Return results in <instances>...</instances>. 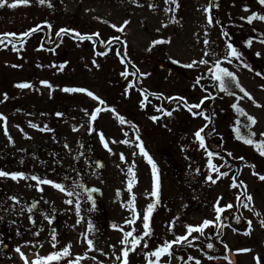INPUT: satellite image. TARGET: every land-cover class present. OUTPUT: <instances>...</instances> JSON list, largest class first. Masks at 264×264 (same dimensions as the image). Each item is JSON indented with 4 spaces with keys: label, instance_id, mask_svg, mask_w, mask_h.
I'll use <instances>...</instances> for the list:
<instances>
[{
    "label": "rangeland",
    "instance_id": "rangeland-1",
    "mask_svg": "<svg viewBox=\"0 0 264 264\" xmlns=\"http://www.w3.org/2000/svg\"><path fill=\"white\" fill-rule=\"evenodd\" d=\"M250 1L258 4L260 14L264 15V4L259 3V0ZM8 2L11 3L12 0ZM177 3L179 7L172 0H138V3L134 0H46L44 4H40L39 0H30L29 4L15 8L0 7V33L20 34L40 25V29L33 32V41L26 46L15 45L18 51L13 50L11 44L16 41L20 43L27 37L9 36L5 39L12 43L9 44L6 40L0 46V113L7 117V135L4 121L0 119V169L52 179L64 184L68 190L75 188L79 193V216L75 212L76 197H71L74 201L71 205L73 218L75 216L85 224L86 233L94 240L95 248L89 249L86 245L82 255L73 250L68 260H77L78 264H120L117 257L113 256L114 253L122 255L120 250L124 247L120 243L123 233L119 228L129 231L134 227V235L141 234L144 231L142 217L147 205L151 203L154 204L149 218L152 235L142 240L135 252L129 253V264H148V260L155 257H148L145 253L153 251L166 240L172 241L186 235L188 224L198 225L205 219L215 220L216 223L208 226L203 233H193L199 239L193 240L192 236H188L191 243L181 241L173 245L172 255H163L160 264L167 261L170 264H181L184 251L188 255L184 264H196L197 260L200 264H216L197 247H190L191 244L206 246L210 237L234 252L235 264H257V257L264 264V225L260 223L264 220V180L259 179L257 172L251 167H244L240 160L238 163L232 160L228 155L229 150L223 149L222 140L226 138V130L232 137H236L234 126L229 122L231 114L223 122L217 123L212 108H206L208 104L205 101L198 111L211 117V123L198 116H191L185 121L182 118L183 109L186 108L184 103H170L166 109L179 121L178 129V122L174 125L172 120L166 119L157 109L155 114L145 111L148 106L156 105V100L144 107L141 104V94L134 87L128 88L129 81L140 86L146 83L148 92L151 93L150 82L154 81V77H160L174 87L173 91L170 86L161 88L165 94H178L179 97L186 98L189 104L200 99V93L195 92L191 77L207 71L213 66L215 59L223 57L226 41L212 10L213 23L208 24V13L204 9L210 4V0H177ZM150 4L155 7H149ZM125 20L129 23L124 26L123 31L111 27L112 24L122 26ZM255 20L264 32V21L258 18ZM45 21L52 27L49 28ZM61 28L74 29L88 35L99 33L97 37L103 41L113 37L114 41H118L121 56L124 51L127 52L124 62L129 70L120 64L121 60L112 51L116 47L110 45L113 41L107 43V46H111V50L108 46L110 52L107 57L100 59L99 55L95 56L92 52L91 40L74 38L75 33L57 36L56 33ZM205 38L209 40L208 47L216 56H203ZM161 39L165 42L152 44V41ZM50 43L53 44V49H50ZM249 48L254 56L256 52L261 53L256 58L264 67V45L253 42ZM202 57L210 63L185 67ZM160 59L168 63L164 70L156 66ZM93 60L99 67L93 64ZM222 64L236 74L240 85L256 101L253 103L247 97L240 99L244 94L238 90L239 94L228 97V103L238 101L248 114L254 116L257 123L252 126V131L257 135L253 139H264V136H260V133H264V78L238 68L233 62L229 64L222 61ZM125 71L129 73L127 77L121 75ZM140 73L146 75L142 76ZM173 75L181 77L177 80ZM44 80L49 81L53 87L41 84ZM24 82L31 87H17ZM64 88L88 89L99 96L104 104L87 93L66 92ZM124 88L128 91H123ZM5 93L7 100H4ZM97 107L103 110L97 113V118L91 125L94 130L89 133V114ZM85 110H88L87 113ZM58 112L63 115L57 116ZM117 114L124 117V123L120 122ZM153 116L158 119L154 121L151 119ZM232 116L234 125L239 119L240 131L247 135L249 129L244 125L250 122L243 121L241 116L236 118L233 113ZM30 121L40 128L32 127ZM204 121L208 127L202 135L211 133L205 136L209 137L207 151L219 152L220 155L213 156L212 161L220 171L228 172V176L220 177L216 183L207 180L209 174L215 177L217 173L208 168L207 151L200 150L199 141L194 136ZM45 126L51 131L41 130ZM101 132L109 141L111 152L103 147ZM137 135L140 140L136 139ZM113 140H128L130 143H114ZM140 141H143L144 148L157 165L158 200L151 195L155 184L152 166L139 150ZM65 144L69 147L66 148ZM247 146L260 155L253 145ZM121 153L126 160L120 159ZM260 156L264 160V156ZM181 157L182 165L177 167L176 160ZM184 157L186 161L183 160ZM97 159L103 163L101 168L94 165ZM130 166L135 174L131 192L128 190ZM259 174L264 175V172ZM233 176L236 177V187L232 186ZM78 179L87 186L102 190L101 197L97 198V209L90 208L85 198L80 196L82 192L76 187ZM240 181L244 182L243 185ZM35 185L36 181L31 179L0 177V196L26 194L40 200L41 204H48V200L54 199L50 195H60L57 198L64 199L63 203L70 198L53 186L41 185L43 191H40ZM245 186L247 194L252 197L251 201H246L241 195L245 192ZM133 195L140 218L134 225H129L124 221L132 219L133 213L126 204ZM217 201L220 207L233 205L220 213L219 220H216L215 211ZM244 203L249 206L244 207ZM26 208L29 207H25V211ZM41 210V207L36 209L40 217ZM27 213L30 214L29 211ZM28 214L26 216L29 218ZM236 214L240 217L239 220L235 217ZM17 215L8 216V220L3 225L0 224L3 235L6 236L5 231L10 230L12 237L7 250L0 243V264H22L21 256L15 251L18 246L22 248L23 244L17 238ZM227 216H230V220ZM249 220L251 227L248 225ZM89 221L94 225L95 230L92 232L88 230ZM113 223L119 225V228L113 229ZM234 226L238 228L235 230ZM77 229L80 230L81 227ZM101 232L104 236L100 239L98 236ZM34 234L26 237V245L33 251L29 252L30 258L52 253L49 247L41 251L37 249L33 241ZM131 239L129 237V241ZM29 241L33 243H27ZM145 243L147 247H144ZM128 246L131 247L130 244ZM243 249L249 251H238Z\"/></svg>",
    "mask_w": 264,
    "mask_h": 264
},
{
    "label": "snow or ice",
    "instance_id": "snow-or-ice-1",
    "mask_svg": "<svg viewBox=\"0 0 264 264\" xmlns=\"http://www.w3.org/2000/svg\"><path fill=\"white\" fill-rule=\"evenodd\" d=\"M46 2V0H39L40 4H44ZM134 2L138 3V0H134ZM167 2V0H166ZM30 3V0H12L11 3L8 2V0H0V7H11V8H15L18 5H27ZM173 4H176L177 7H179L177 0H172ZM259 3L264 4V0H259ZM213 4H209L204 11L206 13H208L207 15V21L208 24L211 25L213 23V17L211 15V10L213 8ZM149 7H155L154 4H150ZM215 7H219L218 4L215 5ZM247 10V9H246ZM169 11H171V9H169ZM259 19L264 21V15H261L259 13L253 12L251 13V15H249L248 17H242V19H247L249 23H251L254 19ZM44 23L47 24V26L49 28L52 27V25L50 23H48L47 21H45ZM129 23V21L125 20L124 21V25L122 26H118L116 24H112L111 27L113 28H119L120 31L124 30V26H126ZM216 23H219V21H216ZM166 26V25H165ZM40 29V25H36L33 28H30L28 31H25L23 33L17 34L15 32H9V33H0V44L4 43V39L11 36V37H16L17 35H21L24 37L29 36L31 33L36 32ZM63 33H75V37L74 38H78L79 40H92L93 36H99V33H93L91 35L88 34H81L79 32H77L74 29H67V28H61L56 35L57 36H61V34ZM205 35L207 36V33H205ZM222 35H224L225 37H228V39L226 40V47H225V54L223 55V57L219 58V59H215L214 62H212L213 66L211 68L208 69V72L211 73L210 76V80L214 82L213 86H218L220 91L226 92L228 95H232L235 96L236 93L232 92L230 90L229 84L230 83H234L235 86L237 88H239L240 92H242L244 94L243 97H240V99H243L244 97H247L248 99L252 100L253 103H256V101L254 100V98L251 96L250 93L247 92L246 89H244L240 83H239V79L236 76V74L233 71H230L228 67L223 66L222 61H227L229 64H231L233 62V59L239 61V63L244 67V68H248L251 69V65L246 63L242 57H243V53L234 45V43L231 41V38L229 37V34L226 31H222ZM165 42L163 39L161 40H154L152 41L153 45H156L158 43H163ZM170 42V41H169ZM261 43H264V40L260 41ZM9 44L12 43L11 40L8 41ZM21 43H23V41H21ZM100 43L103 44H107L109 43L108 41H100ZM204 45H205V50L203 53V56H216L217 54L212 51L208 46H209V40L207 38L204 39L203 41ZM245 44L248 47H251L252 45V39H248L245 41ZM42 46V45H41ZM13 50L18 51V49L15 48V45H13ZM105 52H98L97 55H105ZM118 56H121V52L117 51L116 53ZM256 56H260L261 53L260 52H256L255 53ZM127 56V52L124 51L123 55L121 56V61L123 62L124 57ZM176 63H180V61H176ZM210 63V61L208 59H204L203 57L201 59L197 60H193L190 64L185 65V67L188 68H192L194 66H197L198 64L200 65H206ZM93 64H96V61L93 60ZM97 67H99L98 64H96ZM62 67V66H61ZM138 71V69H137ZM122 76L127 77L129 75V73L127 71L122 72L121 73ZM132 75H135V73H132ZM140 75H146L145 73H140ZM257 75H264V73H257ZM203 76L197 77L195 83L193 84V87L195 88L197 85L200 84L201 80L203 79ZM41 84L47 85L49 88H52L53 86L49 83V81L44 80L41 81ZM17 87L20 88H27V87H31L30 84H28L27 82L24 83H20L17 85ZM133 87V82L129 81L128 84V88ZM66 92H83V93H87L88 96L93 97L94 99H96L97 101L100 102V104H104V101L99 97L96 96L93 92L89 91L88 89L85 88H64L63 89ZM126 92L128 91V89L125 90ZM205 92H209L208 88L204 89ZM162 95V94H161ZM212 97V94L209 92V95L203 97L201 99V101L195 105H190L186 98L184 97H179V100L182 101L184 103V107L187 108L188 112H190L193 116H204V118L206 120L209 121V123H211V117L207 116L203 111H194L193 109H201L202 104L204 103L205 100H208ZM8 96L5 93L4 94V100H7ZM147 99V96H145V100ZM169 99H173L172 97H169ZM142 106H143V101L141 102ZM259 106V105H258ZM179 107V105H178ZM231 107L233 109H235V111L239 114V116H244L247 118V121H249L250 123H247L244 125V127L249 129V132L247 135H244L241 133L240 131V120L237 119L236 124L234 125V131L236 133V139L243 141L245 144L247 145H253L256 150L260 153V155L264 156V139H253V137H255L257 134L252 131V126H254L257 123V120L254 116L248 114L240 105L239 102L237 101L236 103H233L231 105ZM103 109H101L100 107H97L95 110H93L89 115H90V120H89V133H91L94 129L91 126L92 122H94L97 118V113H99L100 111H102ZM158 111L160 110L159 108L157 109ZM86 113L88 110H85ZM113 111H115L113 109ZM166 112L167 115L171 116L172 112L168 111L167 109L164 110ZM57 116H62L63 113H56ZM119 116V114H117ZM0 119H2L4 121V130H5V134L7 135V117L3 115V113H0ZM120 122L124 123V117L119 116ZM151 119H153L154 121L158 119V117L153 116L151 117ZM31 124L32 127L34 128H40L39 125L37 124H32L31 121L29 122ZM208 125H204L203 127H201L200 129H198L195 133L194 136L196 138V140L199 141V146L201 148H204L207 151V145L205 144V136L206 135H210L211 133H205L204 135H202V133L205 132V128H207ZM41 130H46V131H51V129H48L47 126H45L43 129ZM74 130H77L74 128ZM126 135V134H125ZM260 136H264V133H260ZM9 139L11 140V137L9 136ZM137 140H140V137L137 135L136 137ZM100 140L103 144V147L105 149H107L109 152L112 151V149L109 147V141L105 138L104 134L101 132L100 133ZM112 142L114 143H130L128 140H124V141H115L113 140ZM65 147H69L67 144H65ZM139 150L141 152V154H143V156L147 159L148 163L151 164L152 166V174H153V179L155 181L154 184V190L152 191L151 195L157 197V200L159 199V193H158V189H159V180H158V176H157V165L156 163L153 161L152 157L148 154V152L146 151V149L143 146V141H140L139 145ZM135 154V153H134ZM82 155V153H81ZM207 155L209 157L207 164H208V168L211 170V172L217 173V175L214 177L213 175L209 174L207 176V180L211 181L212 183H216L217 180H219L220 177H224V176H228V172L225 171H220L219 168L213 163L212 161V157L213 156H219L220 153L219 152H215V151H207ZM229 156L232 155L231 152L228 153ZM120 159L121 160H126V157L124 156L123 153L120 154ZM239 159H244L243 157H239ZM197 171H199V169H197ZM129 180H128V190L129 192H131L132 190V186L135 180V174L133 171V168L130 166L129 167ZM257 175L259 176V179L264 180V175H260L259 173H257ZM0 177H11L13 180H20V179H31L33 181H36V185L35 187H37L40 191H43V188L41 187V185H50L53 186L55 189H58L59 191H61L62 193H66L68 197H70L66 202L69 205H72L74 203L73 199H71V197H76L75 200V212L76 214L79 216L80 214V210H81V205L79 202V193H77L75 191V188H73L72 190H68L65 188L64 184L59 183L57 181H54L52 179H47V178H41L40 176L37 175H31L28 176L26 175V173L21 172V171H15V172H8V171H4L2 169H0ZM232 186L236 187V177L233 176L232 177ZM243 181H240V184L243 185ZM76 187H81L83 188L84 186L81 185H76ZM86 191L88 192V199L93 201V207H95V198L92 195V192H98L100 191L99 189H86ZM119 195V191L117 193ZM246 201H251L252 197L251 195L247 194L246 191V186H245V192L241 194ZM13 200H16L17 197L13 196L12 197ZM239 199V197H238ZM244 207H248L249 205L247 203H244L243 205ZM126 207H128L132 213H133V218L132 219H127L124 221L125 224H129V225H134L136 220L140 218V214L136 209L135 206V196L133 195L132 198L128 201V203L126 204ZM233 205L232 204H228L225 205L223 207L219 206V201H217V206L215 208L216 211V220L220 219V213L224 212L225 208H232ZM31 210V209H30ZM154 210V204H148L147 208L143 214L142 220H143V229L144 231L141 234H136L134 235V233L136 232V229L133 227L131 230L129 231H125L123 228H119V225L113 223L111 225V227L113 229H117L119 228V230L123 233V238L121 239L120 243L121 245H124V247L121 248V254L122 255H118L117 256V260L120 261V264H129V253L130 252H135L138 248V246L141 245V241L144 240L145 238L149 237L152 235V231L150 228V224H149V218L152 214ZM256 215H260L259 213H256ZM82 219V217H81ZM240 217H237V220H239ZM34 222V221H33ZM80 220H77V223H79ZM216 221L215 220H210V219H205L202 223L198 224V225H192V224H188L186 226L187 228V234L186 235H182L179 236L176 240H172V241H165L162 245H160L159 247L155 248L153 251L145 253L146 256L148 257H155V259H149L148 260V264H160V258L167 254L169 256L172 255V246L174 244H178L181 241H188V236H192L193 240L199 239L198 236L193 235V233L199 232V233H203L204 230L210 226L215 224ZM260 223L262 225H264V220H261ZM248 225L249 227H251V221H248ZM88 230L89 232L94 231V225L91 223V221L88 222ZM35 235L39 236V232L35 233ZM86 240V243L89 247V249H93L95 248V243L94 240L92 238H89L87 233L82 234ZM129 237H132L131 241H129ZM51 241L53 242V247H55V243L57 241V233L56 230L53 229L52 233H51ZM189 243H191V241H188ZM27 243H33L31 241L27 242ZM131 245V247H129L128 245ZM43 246V245H41ZM114 247V246H113ZM144 247H147V243L144 244ZM208 248H212L214 247L213 244L209 243L207 245ZM70 250H71V242H69V244L65 247H63L62 250L60 251H53L52 253H50L47 256H39L37 255L36 259L34 261L31 262V264H50V262L52 261H60L65 257H68L70 255ZM99 251H102L100 249H98ZM15 251L17 253L20 254V256L24 259L25 264H29L28 258L27 256L24 254V252L21 251V248L18 246ZM238 251H249V249H243V250H238ZM211 259V257H209ZM93 259H95V257H93ZM183 259V258H182ZM189 259H194L192 257H189ZM225 259H227V257H225ZM257 264H261L260 258L257 257ZM66 264H78L77 260H67ZM102 264V262H101ZM165 264H170V261L165 262ZM196 264H200V261L197 260Z\"/></svg>",
    "mask_w": 264,
    "mask_h": 264
},
{
    "label": "trees",
    "instance_id": "trees-1",
    "mask_svg": "<svg viewBox=\"0 0 264 264\" xmlns=\"http://www.w3.org/2000/svg\"><path fill=\"white\" fill-rule=\"evenodd\" d=\"M210 3L213 4L212 8V15L214 16L216 21H219L217 25L219 26L221 31H226L229 34V37L231 38V41L234 43V45L243 53L242 59L251 65V69L244 68L239 61L233 59V63L238 67L245 71H248L250 73H264V67L259 64L258 58L254 56L250 50V48L245 44V41L248 39H252V43H261V40H264V32L261 30V28L258 26L257 21L254 19L251 23L248 22L247 19H242V17H248L251 15V13H261L260 7L258 4H252L250 0H210ZM218 4L220 7H215V5ZM245 5V7H242ZM253 7V8H252ZM247 9V10H246ZM250 11V12H249ZM245 14V15H244ZM35 35L29 36L25 41L24 44L30 43L35 38ZM225 37V36H224ZM68 39V37H67ZM228 39V37H225V41ZM62 43V42H61ZM84 49L86 48L83 47ZM203 76L204 78L201 80L200 84L195 87V92L200 93L199 98L202 99L203 97L209 95V92L212 94L213 98H210L208 100H205L210 108H212L213 114H215L214 118L217 123L223 122L225 119L228 118V114L230 113L231 116L229 117V122L231 125L234 126V120L232 113L236 118H239V114L231 107L232 104L228 103V97L232 95H228L226 92L220 91L218 86H213L214 82L210 80L211 73L207 71L193 75L191 77L192 84L195 83L196 78ZM261 78H264V75H259ZM174 77V75H173ZM181 76H176L177 80ZM152 85V90L154 92L161 91V88H166L170 86V84L167 82L164 78H158L154 77V81L150 82ZM146 84V83H145ZM143 85L146 87V85ZM171 91L174 90L173 86H170ZM230 90L232 92L238 93L239 88L235 86L234 83L229 84ZM208 88L209 92H205L204 89ZM181 95V94H180ZM149 98V97H147ZM154 96L152 95L149 99V102L154 100ZM180 102V101H179ZM150 107V108H149ZM158 104L148 106L145 110L146 112H150L155 114L157 112L156 109H158ZM160 109V108H159ZM160 113H162L159 110ZM166 119H170L173 121L174 125L177 123V127L179 129V121H176L173 117V113L171 116L162 113ZM182 118L187 121L191 115L187 112V110L183 109ZM202 119H204V116H198ZM243 121H246L247 118L241 116ZM206 121L202 124V127L206 125ZM163 124L160 125L162 127ZM226 138L222 140L223 149L225 151L229 150V152L232 153L230 156L232 160L235 161L240 160L242 164H244L247 167H251L252 170L256 171L257 173L264 172V160L263 158L254 150L250 149L243 141L236 139V137H232L231 133L226 130ZM207 140L209 137L206 138ZM200 147V146H199ZM200 150L203 151V148L200 147ZM228 152V153H229ZM239 157H243L244 159H239ZM186 161V157L183 159ZM174 162V161H173ZM199 164V163H198ZM182 165V157L176 160V166L181 167Z\"/></svg>",
    "mask_w": 264,
    "mask_h": 264
},
{
    "label": "flooded vegetation",
    "instance_id": "flooded-vegetation-1",
    "mask_svg": "<svg viewBox=\"0 0 264 264\" xmlns=\"http://www.w3.org/2000/svg\"><path fill=\"white\" fill-rule=\"evenodd\" d=\"M17 197L16 200H13L12 197ZM54 199L48 200V204H41L40 200H35L31 195L26 194H9L2 195L0 198V224H4L8 220V216L17 215L16 223V233L17 238L23 243L21 250L24 254L33 252L31 247L26 245V237L30 236L32 233L39 232V236L35 235L33 240L37 249H44L49 247L53 251H60L63 247L67 246L71 242V251H75L77 254L82 255L85 252L86 240L82 234L86 233L85 224H82L81 220L77 223V219L74 216L71 205L64 199H59L60 195H50ZM83 197V194L80 195ZM65 197V195H61ZM37 201V207L43 209L40 212L41 217L38 215L39 212H30L24 210L25 207H29L31 202ZM27 209V208H26ZM39 211V210H38ZM12 214V215H11ZM29 215V218L26 215ZM34 221V222H33ZM77 227H81L80 230ZM104 228V227H103ZM55 229L57 233V241L55 247H53V242L51 241L52 230ZM6 236L3 235V231H0V243L3 245L6 250L9 248L8 242L12 240L11 231H5ZM104 236L103 232L99 233V238L101 239ZM43 245V246H41ZM24 248V249H23ZM38 251V253H40ZM41 254V253H40ZM114 257L118 256V253L113 254ZM36 259V256L34 257ZM68 257L63 258L60 261H52L50 264H66ZM35 259H30L29 264Z\"/></svg>",
    "mask_w": 264,
    "mask_h": 264
},
{
    "label": "water",
    "instance_id": "water-1",
    "mask_svg": "<svg viewBox=\"0 0 264 264\" xmlns=\"http://www.w3.org/2000/svg\"><path fill=\"white\" fill-rule=\"evenodd\" d=\"M157 66L159 67V68H165L166 67V63L164 62V61H162V60H159V61H157ZM95 164H96V166L98 167V168H100V167H102V165H103V163L100 161V160H97L96 162H95ZM82 183L80 182V185H81ZM83 185V184H82ZM86 189H98V188H96V187H88V188H85V187H83V190H84V192L87 194V199H88V192L86 191ZM100 190V189H99ZM97 195V196H100L101 195V190L100 191H98V192H92V195H93V197L95 198V196L94 195ZM96 200V199H95ZM88 201H89V203L91 204V206L93 207V201H91V200H89L88 199ZM95 207H96V202H95ZM31 208L32 209H35L36 208V204L35 203H33L32 204V206H31Z\"/></svg>",
    "mask_w": 264,
    "mask_h": 264
}]
</instances>
